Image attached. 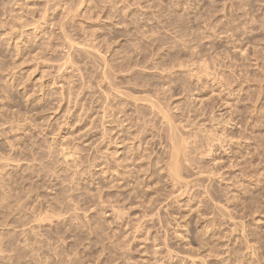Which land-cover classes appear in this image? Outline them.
<instances>
[{
    "label": "rangeland",
    "instance_id": "obj_1",
    "mask_svg": "<svg viewBox=\"0 0 264 264\" xmlns=\"http://www.w3.org/2000/svg\"><path fill=\"white\" fill-rule=\"evenodd\" d=\"M0 264H264V0H0Z\"/></svg>",
    "mask_w": 264,
    "mask_h": 264
},
{
    "label": "bare ground",
    "instance_id": "obj_2",
    "mask_svg": "<svg viewBox=\"0 0 264 264\" xmlns=\"http://www.w3.org/2000/svg\"><path fill=\"white\" fill-rule=\"evenodd\" d=\"M212 146H213V145H212ZM210 151H212V148L210 149ZM174 157H175V155H174ZM174 157H173V158H174ZM175 159H176V158H174L173 160H175ZM171 164H172V163H171ZM171 167H172V169L175 170L174 172H177V174H179L178 171H177V170H178V164H177V163L174 162V163L172 164ZM179 167H180V166H179ZM177 174L175 173V175H177Z\"/></svg>",
    "mask_w": 264,
    "mask_h": 264
}]
</instances>
